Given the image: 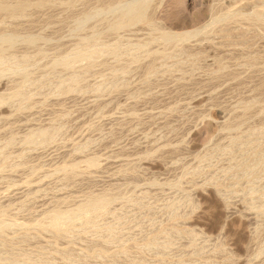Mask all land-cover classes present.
<instances>
[{
    "label": "rangeland",
    "instance_id": "obj_1",
    "mask_svg": "<svg viewBox=\"0 0 264 264\" xmlns=\"http://www.w3.org/2000/svg\"><path fill=\"white\" fill-rule=\"evenodd\" d=\"M0 264H264V0H0Z\"/></svg>",
    "mask_w": 264,
    "mask_h": 264
}]
</instances>
